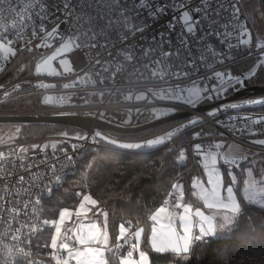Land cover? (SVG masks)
Returning a JSON list of instances; mask_svg holds the SVG:
<instances>
[{"label":"snow or ice","instance_id":"obj_1","mask_svg":"<svg viewBox=\"0 0 264 264\" xmlns=\"http://www.w3.org/2000/svg\"><path fill=\"white\" fill-rule=\"evenodd\" d=\"M6 4H9V0H0V15L13 11L10 4L6 9L4 7ZM35 7H42L43 11L36 12L33 11L32 6L17 5L15 9L16 19L12 20L9 27L11 31H15L17 27L25 31L30 30L33 39L39 38L41 41L35 44L36 49L51 47V41H60L55 52L45 59L43 64L36 65L37 73H40L41 70L48 71L51 69L49 74L63 75V72L57 71L51 65V61L56 60L58 56L65 57L58 61L62 69L75 71V69L69 67L74 61L69 60L65 54L73 50L92 53L94 59L93 69L97 77L100 78L101 84L105 83L104 78L100 76L101 72L112 80L120 76V83L124 82L123 77L125 75L139 76L145 81L151 80L160 83L159 92L147 89L148 93L161 100L171 101L172 106L154 109L153 119H160L174 114L179 111V105L188 106L195 110L204 101H213L226 96L229 90H233L237 86L243 87L245 81L256 76L257 69L264 65V59H261L256 67L250 68L239 75H233L230 70L219 71L213 68V64H223L225 59H232L233 57H225L211 43L205 41V36H215L220 44H226L229 49L249 43V39L245 38L250 36L249 29L240 24L242 13L240 0H199L194 5L186 3L185 0H166L165 3H153V0H92V2L83 0V3H80V0H61L60 3L50 5L45 2ZM169 11L179 12L180 15L178 17L173 15L172 19L165 25L168 32L161 31L150 36L145 35L151 28V22L156 21L161 16L168 15ZM60 15L64 16L63 23L65 25L74 21L67 39L64 38V33L60 31L59 25L52 27L51 31H47L43 27L45 21L59 19ZM33 16H36L41 22L39 29L32 27ZM4 18L8 19L9 16L5 15ZM177 19L182 22V32L177 37V45L173 47L171 34L175 30ZM204 21H208L207 25L204 24ZM198 31L200 35L197 37ZM5 32L6 35H0V50L12 56H15L17 51H33V41L31 39L25 40L23 46L17 49L13 45L19 41H13L9 38L11 33L8 29H5ZM44 32H46V35L40 36V33ZM234 33H238V43L235 45L231 42ZM137 34H139L138 40L136 39ZM17 35H23V32ZM189 36L195 37L200 44L195 54L189 46ZM165 45H168L167 49H165ZM260 47L264 48V45ZM105 53H107V58L102 59L101 57ZM81 63H85V61L82 60ZM205 69H209L211 72H205ZM144 73H148V75L145 76ZM186 82L190 86H186ZM37 86L53 87V85L43 83ZM16 87L19 88L20 86L17 85ZM63 87L68 88L69 85L64 84ZM248 103L264 104V100H250ZM231 107L236 108L237 105L232 104ZM222 110V108L210 109L207 116L214 117L218 111ZM201 119L199 116L190 118L186 124H180L171 131H167L156 138L147 139L142 143H122L118 146L123 149L138 150L164 145L165 142L172 141L174 137L190 127L193 128L190 133L191 140L197 141L201 137L210 135V133L195 129ZM237 119L234 116L228 118V122L231 124L229 131L235 130L237 134H249L248 130L251 125L264 123V117L253 119L250 116H243L239 118L240 123L236 122ZM221 123L220 120H216L218 126ZM225 127H227V124H225ZM250 134L255 136L257 133L253 130ZM222 135L223 133H221ZM95 137L107 139L102 137L100 132H96ZM79 139H86V137L80 136ZM108 142L117 144L115 140H108ZM250 142L264 145V139H255ZM223 146L224 142L219 141L209 144L206 150L203 142L191 144L192 152L197 157H202L204 161L202 167L206 182L204 180L199 181L202 192L201 198L204 206L214 211L212 215H205L199 208L192 212L190 206L183 205V211L178 217L181 228L178 232L175 227L176 217L168 213L162 218L161 213H166L167 210L165 207L159 208L151 216V220L155 222L152 227L151 248L156 253L171 252L176 257L187 261L190 259L193 245L196 242L216 236L220 232L231 231L238 224L239 218L244 214V207L242 202L237 199L238 190H234L237 185V174L229 169L227 173L229 182L225 185L222 171L218 167V161L223 162L224 165L239 168L241 161L246 160L248 156L236 151L221 153L219 150ZM53 148H55V145H53ZM177 155L178 160L184 162L186 160V149L180 147L177 150ZM2 156L3 153H0V157ZM67 159L71 160L72 157H67ZM52 168L54 169L55 165ZM247 171L249 174L255 171L260 179L259 181H245L249 185V190L246 191L243 199L250 204H260L264 207V196L258 198L257 192L254 190L258 182L260 192L264 193V174L251 168ZM24 179V176L19 177L21 182ZM35 179L39 181L41 178ZM58 179L59 177H57ZM205 183L207 187L204 186ZM181 188V184H173V193L169 195H173ZM222 189L226 192V195H222ZM48 191L50 193L51 189H48ZM35 203L39 204L40 200L37 199ZM88 205L95 207L97 200L93 199L91 195H83L79 209L76 211L78 221H80L82 213L86 218L87 211H92V208H89ZM23 207L27 210L29 204H24ZM174 207L181 208L179 197ZM10 211L19 215V209ZM99 214L107 216V213ZM217 216L219 219H217ZM65 217L71 219V213L68 209H64L59 213V222L63 223ZM193 217L198 219L194 221ZM162 219L167 220V223L161 222ZM43 223L48 224L49 222L45 220ZM194 228H198V232H194ZM15 231L20 232L21 228H16ZM120 231L122 235L117 237L115 246L117 250L123 247L119 241L123 240L125 244L128 243L124 225L120 226ZM142 231L143 229H140L134 233L136 243L130 245L131 250L127 252L125 257L121 258L120 264H149L148 253L139 250V238ZM22 238V236H12L14 241ZM108 241L107 232L98 228L95 223L85 225L78 222L75 230L67 229L63 235H61V227L57 225L55 234L46 247L53 250L51 258L55 261V264H109L105 253H111L113 249L108 247ZM60 250H63L65 254H61ZM5 251L8 254L5 264H11L14 259L27 261V264H38L37 261L31 259V252L26 251L24 247L13 245L12 248H8L5 246ZM134 251L138 252V260L132 259ZM248 251L249 254H252V250ZM177 264H179V261Z\"/></svg>","mask_w":264,"mask_h":264},{"label":"built area","instance_id":"obj_2","mask_svg":"<svg viewBox=\"0 0 264 264\" xmlns=\"http://www.w3.org/2000/svg\"><path fill=\"white\" fill-rule=\"evenodd\" d=\"M45 2L51 5L53 3H60L61 0H9V4L13 11L0 15V35H6L5 29H8L11 33L9 38L13 41H19L18 43H14L13 46L15 48H21L25 40L31 39L33 41L32 52H28L27 50L17 51L15 56L10 55L7 57L0 68V115L69 114L91 117L94 122H103L108 126L119 128H137L162 119H153V110L172 106V102L153 97L147 91V89H152L153 92H159L161 88L159 82L151 80L145 81L139 76L125 75L123 77L124 82L120 83V76L112 80L109 76L101 72L100 76L105 80V83L101 84L100 78L97 77L93 69L94 59L92 53L83 52L82 50H73L65 54L69 60L74 61L69 67L75 69V71H66L62 69L58 61L65 57L58 56L56 60H52V65L57 71L63 72L61 76L55 75L50 78L37 74L35 71V74L28 77L1 82V78L5 75L12 61L20 54L35 53L39 55L40 57L36 63L37 65L42 58L51 56L56 48L59 47L60 41L54 40L51 41V47L36 49L35 44L41 41L39 38L33 39L30 30L25 31L17 27L15 31H11L9 27L12 20L16 19L17 13L15 9L17 5L23 4L25 6H32L33 11L42 12V7L36 8L35 6L42 5ZM89 2H92V0H89ZM165 2L166 0H153V3ZM185 2L194 5L198 3L199 0H185ZM80 3H83V0H80ZM9 4H6L4 7L7 9ZM5 15L9 16V18L5 19ZM173 15L178 17L180 13L169 11L168 15L161 16L156 21L151 22V28L145 35L150 36L155 32L161 31L168 32V28H166L165 25L172 19ZM32 20V27L39 29L41 27L40 20L37 19L36 16H33ZM63 20L64 16L60 15L59 19L45 21L43 27L47 31H51L52 27L59 25L60 31L64 33V38L67 39L74 25V21L65 25ZM207 23L208 21H204L205 25H207ZM240 24L245 26L242 14L240 17ZM20 32H23V35L18 36L17 34ZM181 32L182 22L177 19L175 22V30L171 34L173 47L177 45V37ZM43 35H46V32L40 33V36ZM196 35L198 37L200 32L198 31ZM237 35L238 33H234L232 37L231 42L234 45L238 43ZM136 39H139V34H137ZM188 39L190 42L189 46L195 54L200 44L195 37L189 36ZM205 41L211 43L213 47L223 53L225 57H233L232 59H225L223 64H213V68L219 71L229 64L236 62L237 55L240 54L244 48V45H239L238 47L229 49L226 44H220L215 36H205ZM167 47L168 45H165V49H167ZM101 58H107V53ZM82 60L85 61V63H81ZM204 71L211 72L209 69H205ZM144 75L147 76L148 73H144ZM25 83H31L36 88L37 92L42 95L51 93L52 104L49 106L42 104L41 106L28 109L5 107V104L18 97L14 96L15 93L11 94L10 92L17 88V85L20 86V91ZM41 83L53 85V87H38L37 85ZM64 84H68L69 87L64 88ZM186 86L190 85H187L186 82ZM101 93H103V95H101ZM224 99H226V96L217 98L213 101H206L199 106L214 105V108H219L220 103ZM178 107L179 111L174 114L191 112L193 117L200 116L202 118V122L196 125L195 129L210 133V135L201 137L197 140V142L204 143L206 150L209 144L218 142L216 140V133H223V136L229 140H233L257 152L264 153V145L250 142L255 139H262L250 133L253 130H255L257 134L264 131V123L251 125L248 130L249 134H237L235 130L229 131L231 124L228 122V118L233 116L238 118L236 121L237 123H240L239 118L243 116H250L253 119L264 117V112L230 110L219 112L214 117H208L203 112H197L188 106L179 105ZM216 120H220L222 123L218 126ZM225 124H227V127H225ZM191 130H193V128ZM80 136H85L86 139H79ZM251 136H253V138L248 139ZM53 145H55V148H53ZM104 150L120 151L104 142L100 137H95L93 128L89 132H81V134L76 135H48L35 140L21 142L13 141L0 145V153H3V156L0 157V264H5L8 255L5 251V246L12 248L13 245L24 247L26 251L31 252V259L37 261L38 264H55V261L51 258L53 250L38 241L39 235L43 230L41 217L43 203L45 199L50 196L52 191L60 190L63 187L66 179L76 173L83 160L98 155ZM192 154L196 160L202 159V157H197L194 152H192ZM67 157H72V159L68 160ZM245 161L246 160L241 161L240 166ZM53 165H55L54 169L52 168ZM20 176L25 177L23 182L19 181ZM57 177H59L58 180ZM35 178L41 179L36 181ZM48 189H51L50 193ZM170 193H173L172 188L164 197L161 205L170 207V213L176 217L179 208H175L174 205L178 197L180 199L182 198L183 191L180 189L171 196L169 195ZM77 194L80 196L81 191H78ZM37 199L40 200L39 204L35 203ZM165 201H167V203H165ZM24 204H29L27 210L24 209ZM15 209H19V215L10 211ZM16 228H21V231L16 232ZM136 229L137 228L133 225L127 227L128 234L126 238L128 243L125 244L123 240L119 241V243L123 245V247L119 249H123L127 246L130 247L134 241ZM14 235L22 236L23 238L14 241L12 239ZM116 244L114 246H116ZM28 245H30V247H28ZM60 251L61 254H65L63 250ZM11 264H27V261L14 259L11 261Z\"/></svg>","mask_w":264,"mask_h":264},{"label":"trees","instance_id":"obj_3","mask_svg":"<svg viewBox=\"0 0 264 264\" xmlns=\"http://www.w3.org/2000/svg\"><path fill=\"white\" fill-rule=\"evenodd\" d=\"M260 7L264 17L262 1H260ZM241 14L244 19L243 12ZM245 26L252 34L253 43L251 46L244 45L240 56H245L246 59L231 67L232 74H242L251 66H256L252 65L253 58L248 57V54L256 51L258 38L248 22ZM39 57L35 53L20 54L12 61L1 82L35 74ZM244 86L264 87V67L258 68L257 75L246 80ZM234 93L235 90H229L226 97ZM14 96L18 97L5 104V107L27 109L42 105L43 96L31 83H25ZM257 110L264 112V106L257 107ZM184 121L176 120L136 133L121 134L109 130L103 132L120 140L143 141ZM3 126L6 125H0V127ZM21 126L22 129L15 141H30L56 134H81L76 129L55 124H21ZM192 131L185 132L170 145L155 152L138 154L104 150L98 155L83 160L76 173L66 179L63 187L52 191L45 199L41 215L43 230L38 238L39 243L50 244L51 237L54 235V228L44 224L43 221L56 220L63 209L76 210L82 196L88 193L97 200V208L107 213L106 226L113 249V252H107L106 255L109 264H120V257L131 250L129 246L118 250L114 246L117 243V237L121 234V225H124L125 229L129 225L143 228L144 233L139 250L148 253L149 264H177L178 261L179 264H264V208L243 199L247 170L251 167L249 161H254L259 170L264 169V153L257 151L239 168L219 164L225 185L229 182L227 176L229 169L236 172L237 185L234 190H238L237 199L244 207V214L227 238L205 239L202 244L193 248L190 259L187 261L176 257L171 252L156 253L151 249L150 215L161 206L173 184L181 182L183 191L181 204H189L192 208L202 207L201 201L195 195L194 182L198 183L205 175L201 160H196L192 154L191 144L197 142L191 140ZM255 136L264 139V131ZM252 138L253 136L248 139ZM225 139L224 136L216 133L218 142ZM180 147L186 149L184 162L178 160L177 150ZM78 191H81L80 196L77 194ZM135 239L136 237L134 241ZM248 250H252V254H249Z\"/></svg>","mask_w":264,"mask_h":264},{"label":"rangeland","instance_id":"obj_4","mask_svg":"<svg viewBox=\"0 0 264 264\" xmlns=\"http://www.w3.org/2000/svg\"><path fill=\"white\" fill-rule=\"evenodd\" d=\"M260 1H262L264 3V0H240V7L243 9V12H245V16H244L243 22H244V24H246L247 22L248 23L250 22L249 23L250 26H251L250 28L253 29V31H255L256 36L259 39L258 46L256 47V51H253L252 55L249 54L250 57L253 58V64L252 65H256V66L260 62L261 59H264V48L262 49L260 47L261 45H264V23L261 21L260 14L258 12V10H259L262 13L261 7H260ZM247 39H249V43L247 45H245V46H251L252 43H253V37H252L251 32H250V36L247 37ZM9 56H10L9 53H7V52H5L3 50H0V68L4 64L6 58L9 57ZM47 58L48 57L42 58L39 61V64H43V61L45 59H47ZM51 65H52V61H51ZM232 66L233 65L227 66L224 69H222L221 71H229L230 70L232 72V68H231ZM256 66H254V67H256ZM52 67H53V65H52ZM261 67H264V65H261ZM248 68H246V69H248ZM251 68H253V66H251ZM248 70H246V71H248ZM50 72H51V69H49L48 71L41 70L40 73H37V71H36L37 74L44 75L46 77L52 78L53 76H55V74H49ZM233 75H239V74H233ZM241 88L242 87L237 86L233 90L237 91V90H239ZM42 96H43V99H42V104L43 105L49 106V105L52 104V94L51 93H45ZM204 102H206V101H204ZM204 102H202V103H204ZM198 107H201V106H198ZM248 109H249L248 111L259 112L257 110V107L248 108ZM0 125H6V126H3V127H0V145L1 144H6V143H11V142L15 141L18 138L19 133H20V131L22 129L21 124H19V125L0 124ZM222 141L224 142V146L219 150L221 153H227V152H231V151H236V152H241L243 154H246L248 156V158H250L252 156V154L255 152V150H252L249 147L241 145V144H239V143H237V142H235L233 140L225 139V140H222ZM201 162H202L201 164L203 165L204 161L202 160ZM220 163H222V162L218 161V167L221 170V167L219 165ZM249 166H251L250 167L251 169L258 170L261 174H264V169L261 168L262 170H259L258 167L255 165L254 161H251V162L249 161ZM247 173H248V176H247L246 181H253V180L259 181L260 177L256 175L255 171H253L252 174H249L248 171H247ZM202 180H204L206 182V176ZM177 183L181 184V182H177ZM204 186L207 187L206 183L204 184ZM194 188H195L196 197L202 203V207H198V208L202 212H204L205 215H212L214 210H209V209H207L204 206L203 199L201 198L202 197V192H201V185H200L199 181H198V183L194 184ZM243 188H244L243 189V193H244V196H245L246 191L249 190V185L247 183H244V187ZM254 190L257 192V197L258 198H260L261 196H264V193L260 192V184L258 182L255 185V189ZM221 191H222V195H226V192H224L223 189ZM84 195H90V194L87 193V194H84ZM81 202H82V199H81L80 203ZM183 205H185V204L181 205L182 209L179 211L180 213L183 211ZM186 205L190 206L189 204H186ZM255 205H257L259 207H262L260 204H255ZM88 207L92 208V211H87V217L86 218L84 217V214L82 213L81 217H80V221L77 220V216H76V211L79 209V205H78V208L76 210L68 209L69 212L71 213V219H69L68 217H65L64 222L60 223L59 222V217H58L56 220H53V221L49 222L47 225L52 226L54 228V234H55V227L57 225H59L61 227V235H63V233L67 229L75 230L76 225H77L78 222H82L85 225H89L91 223H95L98 228L104 230V227H105L104 219L106 220V217H104L103 214H99V213H103L101 211V209L97 208V205L95 207H93L91 205H88ZM190 208H191L192 212H195V210L197 209V208H192L191 206H190ZM196 219H198V218L193 217L194 221ZM217 219H219L218 216H217ZM175 227L177 228L178 232L181 230L180 225H177L176 220H175ZM140 229H143V228L142 227H137L136 231L140 230ZM84 230L86 231L87 229H84ZM232 230H233V228L231 229V231L220 232L218 235L211 236V237H208L206 239L227 238L231 234ZM125 231H126V234H128V230L126 229ZM193 231L194 232H198V228H194ZM150 232H151V234H150V237H149V242H150V246H151L152 227H151V231ZM143 233H144V231H142L141 237L139 238V246H140V242H141ZM69 235H71V233H69ZM120 235H122V234H120ZM204 241L205 240H203L201 242H196L193 245V248L195 246L199 245L200 243L202 244ZM134 243H136V239H135V241L132 244H134ZM133 254H138V252L135 253V251H134ZM105 255H107V253H105ZM125 256L126 255H122V257H120V260H121V258H123ZM136 257L137 256L133 255L132 259L135 260L134 258H136Z\"/></svg>","mask_w":264,"mask_h":264},{"label":"water","instance_id":"obj_5","mask_svg":"<svg viewBox=\"0 0 264 264\" xmlns=\"http://www.w3.org/2000/svg\"><path fill=\"white\" fill-rule=\"evenodd\" d=\"M20 88H15L12 93H16L19 91ZM250 100H264V87H254V86H243L241 89L235 91L234 94L231 96L226 97L221 103L220 107L223 110L218 111L219 112H224V111H230V110H244L248 108H253V107H260L264 106V104H251L248 103ZM236 104V108H232L231 105ZM210 109H218L214 108V105L210 106H201L195 109L197 112H203L206 116L207 113ZM196 117V116H195ZM200 117V116H199ZM190 118H194L193 114L191 112H180L177 114H174L172 116L162 118L160 120H157L155 122H152L150 124L137 127V128H119V127H113V126H108L107 124L103 122H94L91 117H81L78 115H69V114H50V115H0V124H7V125H12V124H55V125H62V126H67L73 129H76L81 132H89L92 128L94 129L95 133L100 132L102 137H106L107 139H102L104 142L110 144L111 146L119 149L120 151L124 152H130V153H138V154H144V153H151L158 151L168 145H170L175 139L178 137L182 136L185 132L191 130L192 128H188L183 130L182 133L178 134L176 137L173 138L172 141H167L165 142L164 145H158L154 146L152 148H142L138 150H128V149H123L119 147V144L122 143H142L146 140L143 141H125V140H120L114 137H111L107 134H105L103 131L109 130L112 132L116 133H121V134H126V133H136V132H141L144 130H147L149 128H152L154 126L162 125L168 122L176 121V120H185L181 124H186L187 121ZM202 122V119L200 123ZM180 125V124H179ZM177 125V126H179ZM175 126V127H177ZM174 128V127H173ZM173 128L167 130L171 131ZM165 131V132H167ZM165 132L159 134L163 135ZM157 135V136H159ZM152 137L149 139L156 138ZM108 140H115L117 141V144H111L108 142Z\"/></svg>","mask_w":264,"mask_h":264},{"label":"crops","instance_id":"obj_6","mask_svg":"<svg viewBox=\"0 0 264 264\" xmlns=\"http://www.w3.org/2000/svg\"><path fill=\"white\" fill-rule=\"evenodd\" d=\"M242 9V8H241ZM242 12H243V9H242ZM258 12H259V14H260V18H261V21L264 23V17H263V15H262V13L258 10ZM243 15L245 16V12H243ZM250 23V22H249ZM258 42H259V39H258ZM245 47V46H244ZM244 49V48H243ZM263 49V48H262ZM243 51V50H242ZM241 51V52H242ZM241 54V53H240ZM240 54H238L237 56V60H236V62H234V63H231V64H229L228 66H231V65H234V64H237V63H239L240 61H243L244 59H246V57L245 56H240ZM249 54H251L252 55V53H249ZM248 54V57H250V55ZM245 110V109H244ZM219 134V133H218ZM221 135V134H220ZM223 136V135H222ZM225 137V136H224ZM226 138V137H225ZM226 139H228V138H226ZM229 140V139H228ZM215 150V149H214ZM203 160V158L201 159V161ZM246 162V161H245ZM202 163V162H201ZM182 189V188H181ZM182 205V204H181ZM161 207H165L166 208V210H167V212L166 213H161V217L163 218L165 215H167L168 213H170L171 212V209H170V207H167V206H164V205H161V206H159L156 210H154V212L150 215V222H151V224H152V227L154 226V223L155 222H153L152 220H151V216L159 209V208H161ZM182 209V206H181V208H179L178 210L180 211ZM179 214H180V212H178V214H177V216H176V223H177V225H180V221H179V219H178V217H179ZM161 222H163V223H167V220H165V219H162L161 220ZM104 223H105V225H106V220L104 219ZM104 230L107 232V234H108V236H109V233H108V230H107V226H106V228L104 227ZM126 230V229H125ZM111 241H110V237H109V241H108V247L109 248H111ZM107 253V252H106ZM134 255V254H133ZM135 256H137L136 258H134L135 260H138L139 259V256H138V254H136Z\"/></svg>","mask_w":264,"mask_h":264},{"label":"bare ground","instance_id":"obj_7","mask_svg":"<svg viewBox=\"0 0 264 264\" xmlns=\"http://www.w3.org/2000/svg\"><path fill=\"white\" fill-rule=\"evenodd\" d=\"M30 106V105H29ZM31 108V107H30ZM28 109V108H27ZM21 128V127H20ZM30 140V139H29Z\"/></svg>","mask_w":264,"mask_h":264}]
</instances>
